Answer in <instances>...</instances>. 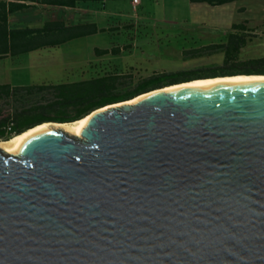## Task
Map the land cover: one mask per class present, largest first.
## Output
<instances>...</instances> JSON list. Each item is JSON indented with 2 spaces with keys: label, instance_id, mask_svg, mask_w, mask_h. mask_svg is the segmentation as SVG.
Returning <instances> with one entry per match:
<instances>
[{
  "label": "water",
  "instance_id": "obj_1",
  "mask_svg": "<svg viewBox=\"0 0 264 264\" xmlns=\"http://www.w3.org/2000/svg\"><path fill=\"white\" fill-rule=\"evenodd\" d=\"M128 101L0 149V264H264V84Z\"/></svg>",
  "mask_w": 264,
  "mask_h": 264
},
{
  "label": "rangeland",
  "instance_id": "obj_2",
  "mask_svg": "<svg viewBox=\"0 0 264 264\" xmlns=\"http://www.w3.org/2000/svg\"><path fill=\"white\" fill-rule=\"evenodd\" d=\"M139 2L136 8L132 0L79 5L69 22L96 23L98 32L16 59L0 58V84H62L111 74L135 85L153 75L208 74L223 65L226 53L213 45L227 43L233 32L246 35L240 59L264 58V0L221 6L189 0ZM59 13L30 10L15 15L13 24L31 21L35 26L57 20Z\"/></svg>",
  "mask_w": 264,
  "mask_h": 264
},
{
  "label": "trees",
  "instance_id": "obj_3",
  "mask_svg": "<svg viewBox=\"0 0 264 264\" xmlns=\"http://www.w3.org/2000/svg\"><path fill=\"white\" fill-rule=\"evenodd\" d=\"M106 1L108 0H0V58L16 59L34 51L59 47L96 34L99 30L93 22L71 24L63 20L46 21L41 26L34 27H12V15L25 11L33 4L41 7L77 8L85 3ZM189 1L221 6L243 0ZM237 27L244 28L241 25ZM228 38L227 43L213 45L218 51L226 53L223 65L208 74L153 75L135 85L121 81L119 75L111 74L62 84H0V141H9L33 127L48 122L73 123L97 109L132 100L169 85L197 78L264 75V58L240 59L246 35L233 32ZM111 52L118 54L117 49H112Z\"/></svg>",
  "mask_w": 264,
  "mask_h": 264
},
{
  "label": "bare ground",
  "instance_id": "obj_4",
  "mask_svg": "<svg viewBox=\"0 0 264 264\" xmlns=\"http://www.w3.org/2000/svg\"><path fill=\"white\" fill-rule=\"evenodd\" d=\"M225 84H264V75H236V76H225V77H217L210 79H202V80H194L191 82L168 86L143 96L134 98L128 102L127 104L136 103L139 99L146 96L158 95L164 92H171L175 90H189V89H206L212 88L215 86L225 85ZM122 103L115 104L114 106H121ZM91 116H87L81 120H78L73 123H44L33 127L20 135L13 137L9 141H0V149H2L7 154H19L23 145L33 136L43 133L50 128L63 129L69 134H80L87 125V122Z\"/></svg>",
  "mask_w": 264,
  "mask_h": 264
},
{
  "label": "crops",
  "instance_id": "obj_5",
  "mask_svg": "<svg viewBox=\"0 0 264 264\" xmlns=\"http://www.w3.org/2000/svg\"><path fill=\"white\" fill-rule=\"evenodd\" d=\"M58 9V12H60L58 15H59V18L57 20H63L67 23H70V18L73 19V11L76 9V8H66V7H41L39 5H36V4H33L31 7H29L28 9H26L25 11L23 12H20V13H24V12H27V11H30V10H34L35 12H38V13H44V11H57ZM19 13H16L14 15H12L10 17V25L12 27H26V26H32L34 27L32 24L35 23V22H21L22 24H19V25H14L13 23V17L15 15H18ZM45 16V15H44ZM51 20H54V19H51ZM51 20H48V21H51ZM46 22V21H45ZM44 23V22H43ZM43 23H39L35 26H41Z\"/></svg>",
  "mask_w": 264,
  "mask_h": 264
},
{
  "label": "built area",
  "instance_id": "obj_6",
  "mask_svg": "<svg viewBox=\"0 0 264 264\" xmlns=\"http://www.w3.org/2000/svg\"><path fill=\"white\" fill-rule=\"evenodd\" d=\"M134 8L137 7V5L140 3L139 0H132Z\"/></svg>",
  "mask_w": 264,
  "mask_h": 264
}]
</instances>
